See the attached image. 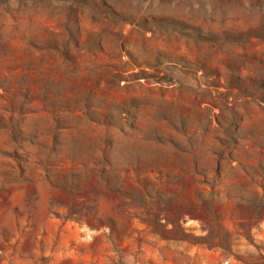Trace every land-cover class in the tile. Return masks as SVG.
I'll list each match as a JSON object with an SVG mask.
<instances>
[{"label":"rangeland","instance_id":"rangeland-1","mask_svg":"<svg viewBox=\"0 0 264 264\" xmlns=\"http://www.w3.org/2000/svg\"><path fill=\"white\" fill-rule=\"evenodd\" d=\"M0 264H264V0H0Z\"/></svg>","mask_w":264,"mask_h":264},{"label":"trees","instance_id":"trees-1","mask_svg":"<svg viewBox=\"0 0 264 264\" xmlns=\"http://www.w3.org/2000/svg\"><path fill=\"white\" fill-rule=\"evenodd\" d=\"M234 39V38H233Z\"/></svg>","mask_w":264,"mask_h":264}]
</instances>
